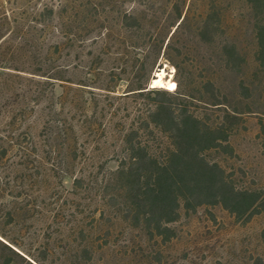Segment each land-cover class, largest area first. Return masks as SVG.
I'll list each match as a JSON object with an SVG mask.
<instances>
[{"label":"rangeland","instance_id":"1","mask_svg":"<svg viewBox=\"0 0 264 264\" xmlns=\"http://www.w3.org/2000/svg\"><path fill=\"white\" fill-rule=\"evenodd\" d=\"M173 3L0 0V264H264L263 72L251 75L232 148L208 153L236 188L255 193L252 206H181L162 234L133 222L120 171L128 141L163 138L150 111L162 99L176 108L187 80L174 48L177 93L150 91L167 88L176 69L145 48L134 15L167 27ZM198 110L222 120L220 109Z\"/></svg>","mask_w":264,"mask_h":264},{"label":"trees","instance_id":"2","mask_svg":"<svg viewBox=\"0 0 264 264\" xmlns=\"http://www.w3.org/2000/svg\"><path fill=\"white\" fill-rule=\"evenodd\" d=\"M194 4L198 11L193 12ZM224 5L235 7L223 9ZM173 8L167 27H154V23L149 27L138 15L134 17L138 36L147 38L145 48L176 69L167 88L151 87L150 91L177 93L176 48L187 73L179 93L182 99L176 108L165 99L154 103L149 124L163 138L154 145L129 140L131 161L120 165L134 224L142 219L158 234L165 232L164 222L176 219L181 206L189 210L221 204L241 214L256 199L254 192L236 188L224 166L210 161L208 153L232 148L229 137L238 130L244 108L249 106L251 75L264 73V0H174ZM150 57L137 59L136 70L146 69ZM147 86L140 84L136 89ZM199 108L222 110V120L207 121Z\"/></svg>","mask_w":264,"mask_h":264},{"label":"bare ground","instance_id":"3","mask_svg":"<svg viewBox=\"0 0 264 264\" xmlns=\"http://www.w3.org/2000/svg\"><path fill=\"white\" fill-rule=\"evenodd\" d=\"M157 73L159 74V76H160L161 78H164V76H165V70H164V69H162V70H158ZM165 80H166V79H165ZM169 80H170V79H169ZM167 82H168V80H167ZM153 83H154V80H153Z\"/></svg>","mask_w":264,"mask_h":264}]
</instances>
